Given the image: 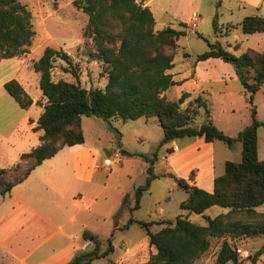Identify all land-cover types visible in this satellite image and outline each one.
I'll return each instance as SVG.
<instances>
[{
	"label": "trees",
	"instance_id": "1",
	"mask_svg": "<svg viewBox=\"0 0 264 264\" xmlns=\"http://www.w3.org/2000/svg\"><path fill=\"white\" fill-rule=\"evenodd\" d=\"M74 4L89 17L85 35L94 44L96 59L107 66V85L105 89L88 90L79 82L54 81L55 61L61 59L69 64L70 57L65 52L46 48L33 65L34 71L40 74V89L47 101L33 128L35 132H43L40 144L31 152L22 154L13 167L0 170V198L9 197L37 167L64 148L84 145L85 117L102 119L109 125L112 121L135 122L141 118H157L164 137L151 154L121 150L122 156L139 158L148 165L146 182L135 189L130 212L141 208L143 196L158 178L155 165L159 160V150L172 141L196 137L204 138L207 143L224 142L231 149L242 143V160L226 163L225 173L215 179L212 193L187 180L177 179L178 187L188 194L180 208L198 215L213 207L230 211L216 218L206 217V226L183 216L175 221L162 222L136 220L132 216L122 229L138 224L146 232L150 245L157 250L150 264H194L209 251L212 240L219 238H223V243L216 264H239L240 249L236 248L235 241L244 237L264 238V219L256 222L229 220L234 214H252L256 208L264 206V160L259 157L258 135L264 123L259 121L254 105L255 95L264 85V53L248 50L236 56L217 41L208 42L209 50L196 57V62L216 58L232 65L244 92L248 94L252 121L236 137H231L216 126L206 93L198 94L186 106L191 98L188 93L178 101L164 96L170 88L179 85L169 71L175 67L179 40L188 34L187 23H180L182 30L172 27L156 30L157 22L152 10L136 0H77ZM214 26L217 30V18ZM239 27L246 35L264 33V17H246ZM230 31L231 27H228L227 36ZM34 35L32 14L27 6L20 0H0V61L28 53ZM239 47L237 44L236 49ZM184 57L190 58L191 55L185 52ZM4 88L21 109L28 110L34 105V100L17 80L5 83ZM202 114L204 123L196 125ZM24 163L27 164L25 169ZM155 225L165 226L154 232L152 227ZM83 239L91 241L94 248L78 255L71 264H93L114 252L111 239L104 252L98 236L86 231ZM261 252H264V243L256 255L260 256Z\"/></svg>",
	"mask_w": 264,
	"mask_h": 264
},
{
	"label": "rangeland",
	"instance_id": "2",
	"mask_svg": "<svg viewBox=\"0 0 264 264\" xmlns=\"http://www.w3.org/2000/svg\"><path fill=\"white\" fill-rule=\"evenodd\" d=\"M27 6L32 14V25L35 35L28 53L20 57L0 61V170L13 167L22 154L29 153L40 144L42 131L35 132L33 128L44 112L46 99L40 89V74L36 73L33 65L44 54L46 48H53L65 52L70 57V63L57 59L52 71L53 80L58 82H79L86 89H105L108 82L107 66L95 57V47L90 38L85 35L89 17L74 2L77 0H20ZM143 3L142 0H136ZM151 0L150 6L157 22L156 30L172 27L182 30L181 21L188 23V34L179 40V48L175 57L176 67L190 68L196 57L209 50L208 42L219 41L229 52L240 56L248 50L264 53V33L246 35L239 27L241 22L249 16L264 17V0ZM217 18L218 29L214 21ZM197 23L194 29L192 25ZM187 24V25H188ZM235 26L236 28H232ZM228 27L231 31L227 36ZM201 36V37H200ZM240 47L236 49V45ZM189 53L191 59L185 58ZM253 74L251 73L250 76ZM17 80L34 100V105L23 110L4 88L5 83ZM190 83L184 84V90L199 94L192 89ZM226 85L209 84L205 86L211 114L216 126L231 137H236L252 121V105L248 101V94L244 92L242 84L229 83L228 91L223 92ZM197 92V93H196ZM201 93V92H200ZM196 95V96H197ZM182 90L175 87L170 90L167 98L178 101ZM254 105L257 108L258 119L264 123V85L255 95ZM204 114L197 120L196 125L204 123ZM33 121V123H30ZM102 119H83L84 135L88 148H97L99 155L97 164L99 170L94 175V183L84 185L83 204H71L68 212L76 217L78 223L90 224L96 230L104 246L111 239L117 245L115 253L107 259H101L94 264H150L152 255L149 251V238L146 232L138 225H131L129 233H114L115 225L128 224L131 214L127 208L126 197L130 195L129 205L134 204V192L146 182L147 173L144 172L145 162L130 160L127 163L115 161L109 169H105L104 158L115 160L114 152L125 149L131 153L151 154L164 137V131L157 118L144 119L137 122H113L117 129L109 128ZM260 158L264 160V126L259 129ZM176 141V140H175ZM220 147H224L221 148ZM220 150V151H218ZM65 151H69L68 149ZM216 153L215 167L210 165L208 158ZM165 149L159 152L160 161L156 175L158 178L152 183L151 190L142 202V210L135 214L140 220L150 222L165 211L168 219L176 220L178 217L188 218L191 222L206 226V217L216 218L226 214L228 209L213 207L206 214L198 215L182 212L180 206L187 199V193L178 187L177 179H184L196 183L200 188L212 192L211 179L224 174L225 162H239L242 152L239 148L227 147L223 142L216 141L215 146L196 138L178 139L172 166L171 162L162 157ZM134 159V158H131ZM104 165V167H103ZM27 164L24 163V169ZM174 171V172H173ZM132 187L130 194L128 188ZM93 199V203L89 199ZM66 204V203H64ZM68 205V204H66ZM66 205L58 207L52 213V218L58 223H64ZM264 215V206L255 209L252 214L240 212L234 214L230 221L256 222ZM88 226V225H87ZM117 226V225H116ZM165 226V225H164ZM162 226V227H164ZM79 227L69 224L66 231L76 235ZM155 227L152 228L154 230ZM123 242L132 243L131 253L126 252ZM223 238L213 239L209 251L194 264H216L219 249ZM264 238L244 237L235 241L236 248L243 254L238 256L239 264H264V252L257 256L263 246ZM260 246V247H259ZM94 248L91 243L90 250ZM132 248V246H131ZM89 251V250H88ZM228 264H233L232 262Z\"/></svg>",
	"mask_w": 264,
	"mask_h": 264
},
{
	"label": "crops",
	"instance_id": "3",
	"mask_svg": "<svg viewBox=\"0 0 264 264\" xmlns=\"http://www.w3.org/2000/svg\"><path fill=\"white\" fill-rule=\"evenodd\" d=\"M247 1L243 0L242 3L249 5L250 3ZM150 3L151 0H147L144 2V6L151 9ZM180 23L186 22L181 21ZM188 26L191 25L188 24ZM192 27L195 29L197 27V23H194ZM169 73L173 76V80L179 83V85L170 88L164 93V96L167 97L171 89L178 87L182 90V95L184 93L191 95V98L187 100L184 106L192 101L197 95L191 93L190 89L187 91L184 90L185 83L192 84L193 86L191 88L195 89V91L201 94L206 93L204 92V89L205 86L209 84H225L226 88L222 90L225 92L229 89L227 88L229 83L240 82L234 67L223 62L221 59L216 58H212L204 62H192V66L187 69L184 67L178 69L175 63V67L170 70ZM113 122L120 121H112L110 125L108 123L106 124L109 126V128L113 127L114 129H117L113 126ZM196 139L198 142H201V140L205 141L204 138L200 137H196ZM210 144L215 146L216 141ZM177 147L178 140L172 141L161 148L166 150V154L162 158L168 162H171V165H169L170 167H168L170 170H174L172 166V160L173 157L176 156L175 150ZM235 147L239 148V150L242 152V143H237ZM221 148L224 147H220V149ZM67 149L69 151H65ZM121 150H119V152L113 151L112 157H115V160L112 161L119 160L127 163L130 160H138V158L131 159L122 156ZM260 150L261 146L259 138V157ZM99 155H101V153H99L97 148L87 147V139L84 145L66 147L54 158L46 160L41 166L37 167L24 183L14 188L9 197L4 199L0 198V264H71L78 255L90 250V245L92 242L85 241L83 239L84 232H91L93 235L98 237L99 233L94 230V228L92 229L90 224L78 223V221H76V217L70 215L66 211L67 209L68 211L71 209V204H74L75 206L83 204L82 199L84 194L82 187L84 185L94 183V175L97 170L100 169L99 165L97 164V157ZM215 155L216 153L213 151L212 157H210V159L208 158V161L210 160V165L214 167L216 161ZM158 158L159 160L155 165V173L158 166H160L159 153ZM105 160L107 159L104 158V161ZM260 160L262 159L260 158ZM227 162H225V165ZM144 168V172L147 173L148 165L146 163ZM105 169L108 170L109 168L105 167ZM219 176H214L211 179V186L213 187L212 192L214 191L215 179ZM194 185L199 187L196 183H194ZM131 191L132 187L130 186L127 193L130 194ZM205 191L209 192V190ZM145 195L142 198V202ZM128 198H130V195ZM89 200L91 203H93L92 198ZM129 203L130 201L128 200L127 208L133 207L134 204L129 205ZM62 205H66L64 208V212H66V220L64 223H58L52 218V213L58 211V207H61ZM142 208L143 205L141 203V208L139 210L134 211L133 213L130 212L131 217L133 216L134 219L140 220V218L135 216V214L139 213ZM229 211L230 210L228 209L227 213ZM164 213L165 211L161 210V214H159L160 217L156 216V218L152 219L150 222H162L165 220L175 221L173 219H168L166 216H164ZM69 224H74L75 226L79 227L76 235H71L65 230ZM116 225L113 232H120L124 234V236H126L125 233H129L131 229V227H129L128 229L123 230L122 228L124 226H121L120 223H117ZM162 226L164 225L153 226L155 227L153 231L159 232L162 230ZM100 240L102 242V252H104L108 247V242L106 243L105 247V240L101 238ZM113 246L114 252L111 255L115 253V250L118 247L114 243ZM122 246L126 248L127 253H131L134 247L132 243L129 245L127 242H123ZM149 251L150 255L152 256L157 254V250L151 245L149 246ZM111 255L109 257H111Z\"/></svg>",
	"mask_w": 264,
	"mask_h": 264
},
{
	"label": "built area",
	"instance_id": "4",
	"mask_svg": "<svg viewBox=\"0 0 264 264\" xmlns=\"http://www.w3.org/2000/svg\"><path fill=\"white\" fill-rule=\"evenodd\" d=\"M114 164H115V161H112V160H109V159L105 160V162H104V165L106 167H112ZM240 254H243L242 250H240Z\"/></svg>",
	"mask_w": 264,
	"mask_h": 264
}]
</instances>
